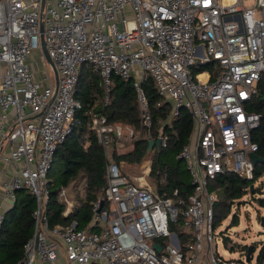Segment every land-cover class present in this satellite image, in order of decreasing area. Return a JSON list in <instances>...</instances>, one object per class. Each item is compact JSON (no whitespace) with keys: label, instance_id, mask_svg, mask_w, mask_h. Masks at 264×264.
<instances>
[{"label":"built area","instance_id":"obj_1","mask_svg":"<svg viewBox=\"0 0 264 264\" xmlns=\"http://www.w3.org/2000/svg\"><path fill=\"white\" fill-rule=\"evenodd\" d=\"M225 1L46 0L42 10V0H0V161L12 170L3 189L8 199L26 190L37 200L35 233L16 264L54 262L62 248L70 264H246L252 259L245 251L240 259L220 253L214 226L219 198L212 183L225 173L254 178L250 154L258 153L259 145L252 136L261 115L249 107L259 96L264 72V0ZM42 21L59 87L47 113L38 116L55 84L45 68ZM36 51L44 68L31 61ZM86 62L101 74L104 105L114 74L134 79L142 130L149 140L161 138V147L168 138L152 136L144 81L154 80L162 98L173 103V115L181 107L189 110L194 129L178 155L192 175L188 200L179 198L178 189L167 196L139 177L131 182L110 162L108 184L88 227L49 226L48 177L58 146L81 122L75 89ZM207 63L211 71L193 72V66ZM89 116L88 125L104 147L141 135L130 125L110 123L102 112L91 110ZM60 197L70 204L66 188ZM6 218L0 211V229Z\"/></svg>","mask_w":264,"mask_h":264},{"label":"trees","instance_id":"obj_2","mask_svg":"<svg viewBox=\"0 0 264 264\" xmlns=\"http://www.w3.org/2000/svg\"><path fill=\"white\" fill-rule=\"evenodd\" d=\"M210 64L212 63L198 66V71L194 73L211 68ZM144 88L152 117V136L158 138L162 133L168 138L167 147H161L160 150L157 146L154 147L149 174L150 184L158 193L167 196L173 195L178 189L179 198L188 200L193 193L194 185L183 178L180 166L169 164L167 161L162 162L161 156L166 153L180 161L178 155L189 143L194 129L192 115L185 107H181L178 114L173 115V103L162 98L151 77L144 81ZM258 94L259 96L252 99L249 109L261 115L260 126L253 132L252 137L259 145L258 154L264 159V72L258 84ZM104 96L100 72L96 71L91 63H83L75 89V98L81 102V108L77 111L81 122L74 125L73 131L56 150L53 166L55 163L58 164L59 174L50 172L49 175V199L45 213L50 227L68 226L73 222L77 223L79 229L88 227L94 216V204L103 196V188L108 184L107 165L114 162L120 167L122 174L128 178L124 169L126 165L140 164L148 156L150 140L146 137L145 130H142V116L134 79H123L114 74L107 105H104ZM91 110L106 114L110 123L130 125L141 131V135L132 140L133 149L124 154H118L117 142L109 148L104 147L98 141L96 132L88 125ZM108 151L113 161L110 160ZM122 162L125 163L124 166L121 165ZM263 174L264 162H259L255 166L254 178L251 181L233 173L220 174L215 178L212 188L217 190L219 199L215 207L214 226L230 215L232 203L246 196L250 192V186H254L253 182ZM81 185H83V191L79 189ZM71 187L77 190L73 199L76 206L72 213L65 215L67 204L61 199L60 192L63 188ZM256 191L257 188L254 186L253 194ZM20 192L22 197L17 196L15 205L7 212V218L0 229V264H16L22 260L25 245L35 233L36 196L26 190L18 191V195ZM259 201L261 206H264V199L259 198ZM238 218V213L233 214L231 223L239 224ZM176 226L173 225L172 228ZM226 242L228 243V238ZM239 246L242 252H248L252 247L251 255L256 251L254 244H239ZM230 249L234 251L237 246L232 244ZM263 259L264 246L260 250L258 263H262Z\"/></svg>","mask_w":264,"mask_h":264},{"label":"rangeland","instance_id":"obj_3","mask_svg":"<svg viewBox=\"0 0 264 264\" xmlns=\"http://www.w3.org/2000/svg\"><path fill=\"white\" fill-rule=\"evenodd\" d=\"M253 4V0L248 3V5ZM31 60L35 59L34 61L38 62L39 69L44 68V64L41 61V52L36 51L30 56ZM197 61H201V59H197ZM48 69V73L50 76L51 82L55 83V78L53 75L52 70L47 65L45 67ZM198 66H193V72L198 71ZM204 71H211L207 68ZM36 77L42 81L43 76L42 74H36ZM206 108L209 109V102L207 100H203ZM133 142H128L124 144H117V153L124 154L129 152L133 149ZM109 150V149H108ZM154 149L148 153V156L144 158V160L140 164L136 165H126L124 168L126 170V175L132 182H135L136 179L139 177L141 178L140 181L143 183L150 184L151 176H149L152 167V157L154 153ZM109 153V151H108ZM152 153V154H151ZM110 155V153H109ZM159 154L156 156L158 158ZM110 160L111 155H110ZM161 161H167L169 164H174L176 166H180V170L182 172V176L185 180L192 183V175L191 172L187 169L186 162L183 160H176L172 156H168L166 153H163L161 156ZM122 166L125 165L124 162L121 163ZM51 174H59V166L55 163V165L51 169ZM50 175V173H49ZM128 179V180H129ZM49 180V177H48ZM129 180V181H130ZM137 182V181H136ZM254 186L257 188V191L253 194L250 192L244 196L243 198H238L232 203V207L230 210V215L227 218H224L222 222H220L217 226H215V233L217 235V239L219 241V251L222 255L226 257H232L236 259H240L241 257V245H252L256 246V251L252 255V259L246 264H256L258 261V256L260 253L261 248L264 246V227L261 225V217H264V206H261L259 198L264 199V174L259 177L257 180L253 182ZM151 185V184H150ZM81 191H83V185L79 187ZM77 190H74L72 187L67 189V196L71 199H74L76 196ZM83 194V193H82ZM81 194V195H82ZM238 213L239 215V224L231 223V217L233 214ZM173 231H179V226L175 228H171ZM226 238H228V243L226 242ZM158 242L166 243L167 238H159L156 239ZM226 244V246H225ZM236 245L237 249L232 251L230 249L231 245Z\"/></svg>","mask_w":264,"mask_h":264},{"label":"water","instance_id":"obj_4","mask_svg":"<svg viewBox=\"0 0 264 264\" xmlns=\"http://www.w3.org/2000/svg\"><path fill=\"white\" fill-rule=\"evenodd\" d=\"M45 2L46 0H42V10L44 9L45 7ZM236 19L241 22V16L240 15H237L236 16ZM41 47H42V52H43V55L46 59V62H47V65L50 67V69L52 70L53 72V75H54V78H55V84H54V90H53V95L52 97L50 98L47 106L42 110V112H40L38 114V116H44L49 107L52 105V103L54 102L55 98H56V95L58 93V87H59V73H58V69L56 67V64L54 62V60L52 59V57L50 56L49 54V51H48V47H47V44H46V41H45V26H44V23L43 21L41 22ZM157 146L158 149L160 150L161 149V146H162V139L161 138H158L156 140H150L149 141V147H148V153L151 152V150L154 149V147ZM250 158L252 159V161L254 162V165L256 166L259 162H264V159L258 154V153H251L250 154ZM253 189H254V186L251 185L250 186V190L251 192H253ZM261 225L264 227V217H261ZM154 247L158 250V251H161V246L158 245V244H154ZM252 250L253 248L250 247L249 248V251L247 252V260L249 261L250 258H251V253H252Z\"/></svg>","mask_w":264,"mask_h":264},{"label":"crops","instance_id":"obj_5","mask_svg":"<svg viewBox=\"0 0 264 264\" xmlns=\"http://www.w3.org/2000/svg\"><path fill=\"white\" fill-rule=\"evenodd\" d=\"M34 60L35 59H32L31 61H34ZM11 174H12L11 167L8 166L7 164H4L2 161H0V211H4L6 213L15 205L17 198L22 197L21 192L19 193V195H17L18 197H16V199H8L5 195V192L3 189V183L10 178ZM67 198L70 200V204L67 203L65 215L72 213L76 206V202L72 198L70 199L68 196ZM36 264H70V263L68 262L65 256V253L63 251V248H62L61 253L59 254V258L56 261L44 262V261L38 260ZM74 264H78V263H74Z\"/></svg>","mask_w":264,"mask_h":264},{"label":"bare ground","instance_id":"obj_6","mask_svg":"<svg viewBox=\"0 0 264 264\" xmlns=\"http://www.w3.org/2000/svg\"><path fill=\"white\" fill-rule=\"evenodd\" d=\"M227 1H230V0H226L225 2L227 3Z\"/></svg>","mask_w":264,"mask_h":264}]
</instances>
